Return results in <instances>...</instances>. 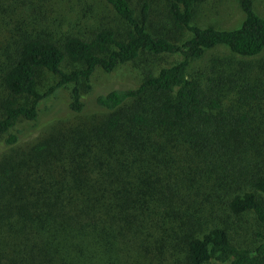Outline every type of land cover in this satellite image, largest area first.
I'll return each mask as SVG.
<instances>
[{
	"label": "trees",
	"instance_id": "16d2710c",
	"mask_svg": "<svg viewBox=\"0 0 264 264\" xmlns=\"http://www.w3.org/2000/svg\"><path fill=\"white\" fill-rule=\"evenodd\" d=\"M257 1L0 0V264H264Z\"/></svg>",
	"mask_w": 264,
	"mask_h": 264
},
{
	"label": "rangeland",
	"instance_id": "374dc122",
	"mask_svg": "<svg viewBox=\"0 0 264 264\" xmlns=\"http://www.w3.org/2000/svg\"><path fill=\"white\" fill-rule=\"evenodd\" d=\"M255 10L257 11L258 14L264 16V2L257 1L255 3ZM242 18H243L242 12L240 11L236 0H207L205 4H200L196 8V21L198 24L202 26L213 25L221 29L233 28L240 23ZM212 56H228V52L226 51V49L223 48L214 49L213 51L206 53V55L203 57L202 60L188 66L186 68L187 72L192 73L194 71L195 65H199L200 67H202L211 59ZM172 59L176 60L178 58H172ZM54 79L55 78H53L52 76L48 75L47 77L46 75V79L44 78L43 81L45 84H51L54 82ZM92 82L96 86V88H99L107 84V77L104 76L102 72L98 71L96 75L93 77ZM123 82L131 84L132 86H134L136 83V81L133 78H131V76L124 78L123 81L122 82L120 81L119 84L121 83L123 84ZM66 95H67L66 91H60L59 93L56 94L55 97H51L45 100L43 103H41L39 106L41 110L40 113L41 119L45 120L50 113L54 115L62 114L67 103ZM42 128L37 130V132L33 133L31 136L24 138L21 141V144L22 143L26 144L32 141L38 135V132Z\"/></svg>",
	"mask_w": 264,
	"mask_h": 264
}]
</instances>
